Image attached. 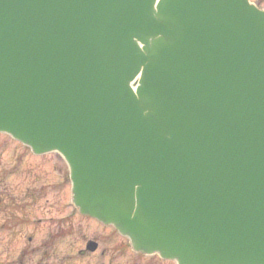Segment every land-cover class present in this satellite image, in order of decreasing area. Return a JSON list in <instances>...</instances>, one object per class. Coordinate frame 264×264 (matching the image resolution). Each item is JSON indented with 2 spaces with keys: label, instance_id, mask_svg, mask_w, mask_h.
Wrapping results in <instances>:
<instances>
[{
  "label": "water",
  "instance_id": "95a60500",
  "mask_svg": "<svg viewBox=\"0 0 264 264\" xmlns=\"http://www.w3.org/2000/svg\"><path fill=\"white\" fill-rule=\"evenodd\" d=\"M0 132L54 151V0H0Z\"/></svg>",
  "mask_w": 264,
  "mask_h": 264
},
{
  "label": "rangeland",
  "instance_id": "374dc122",
  "mask_svg": "<svg viewBox=\"0 0 264 264\" xmlns=\"http://www.w3.org/2000/svg\"><path fill=\"white\" fill-rule=\"evenodd\" d=\"M0 264H54V151L0 133Z\"/></svg>",
  "mask_w": 264,
  "mask_h": 264
}]
</instances>
